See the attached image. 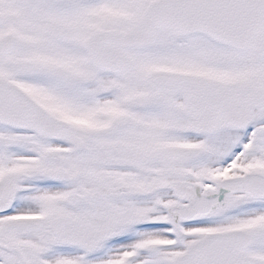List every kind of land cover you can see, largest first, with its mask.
I'll list each match as a JSON object with an SVG mask.
<instances>
[{"label":"snow or ice","instance_id":"1","mask_svg":"<svg viewBox=\"0 0 264 264\" xmlns=\"http://www.w3.org/2000/svg\"><path fill=\"white\" fill-rule=\"evenodd\" d=\"M0 264H264V0H0Z\"/></svg>","mask_w":264,"mask_h":264}]
</instances>
